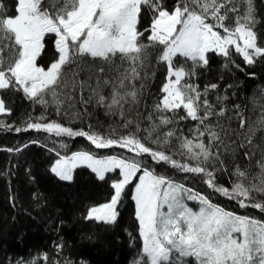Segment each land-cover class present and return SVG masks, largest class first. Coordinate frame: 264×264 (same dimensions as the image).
I'll return each mask as SVG.
<instances>
[{
	"label": "snow or ice",
	"instance_id": "obj_1",
	"mask_svg": "<svg viewBox=\"0 0 264 264\" xmlns=\"http://www.w3.org/2000/svg\"><path fill=\"white\" fill-rule=\"evenodd\" d=\"M145 17L149 24L141 30ZM259 23L255 0H175L172 5L167 0H15L12 14L0 0V91L20 93L42 109L39 116L27 114L23 126L0 119V129L82 137L96 149L127 153L62 156L55 147L39 145L54 152L50 172L62 181L71 182L79 165L101 181L119 172L109 200L88 207L82 216L86 222L115 225L125 189L137 181L133 199L142 249L131 264H182L186 257L196 264H264V220L226 211L143 163L146 156L196 175L240 208L264 213V105L253 119L246 105L228 103L233 84L221 90L220 83H209L201 89L195 82L197 70L209 66L210 54L224 58L223 68L233 65L241 71L233 53L246 66L264 61ZM49 36L55 58L45 67L38 61ZM161 67L164 80L149 104L147 86ZM49 108L88 130L48 119ZM97 108L126 134L115 135L112 125L104 133L94 131L89 121ZM11 114L6 95L0 96V116ZM183 122L195 123L185 128ZM33 144L39 141L0 151L20 153ZM238 158L248 165L242 168ZM220 176H227L228 186L218 183ZM32 198L41 196L33 192ZM184 199L198 201L199 211ZM10 201L15 206V198ZM53 248L58 258L43 252L9 264H74L63 255L62 240Z\"/></svg>",
	"mask_w": 264,
	"mask_h": 264
},
{
	"label": "trees",
	"instance_id": "obj_2",
	"mask_svg": "<svg viewBox=\"0 0 264 264\" xmlns=\"http://www.w3.org/2000/svg\"><path fill=\"white\" fill-rule=\"evenodd\" d=\"M9 14L14 10L15 0H5ZM169 5L175 0H167ZM258 29V43L264 40V0H255ZM149 24L145 17L140 25L143 30ZM54 37H46L45 50L39 58V63L47 67L55 58ZM240 69L229 65L223 68L224 58L210 54L207 69H198L196 83L203 89L205 84L220 83L221 90L227 84L235 87L228 90L229 104L239 103L247 106V112L256 119L259 106L264 105V61H258L254 66H246L241 57L233 53L232 57ZM177 60L183 62L182 57ZM190 66V62H189ZM249 73H255L254 76ZM223 76V80L220 77ZM164 80V69L161 67L153 80L148 83L145 101L151 103L159 95V88ZM107 93V90H105ZM235 92V96L232 93ZM6 103L12 108L10 116H0V119L14 126H23L27 114L39 116L42 109L32 105L20 93H7ZM209 99L214 101V95ZM92 112V108H89ZM48 119L57 120L65 126L74 129L86 126L79 121L61 119L48 110ZM118 119V118H115ZM94 131L104 133L109 125L116 127L114 118L106 116L103 109L97 108L89 121ZM195 122H183L187 128ZM143 127V125H142ZM126 134L123 129L116 127L115 135ZM30 140L39 141L20 153L0 151V264H9L17 259H30L39 253L47 252L51 258L56 257L53 242L62 240L64 243L63 255L80 264H131V261L142 249V238L135 218V201L133 199V181L125 189L122 202L118 205L119 217L115 225L106 226L86 222L82 219L88 207L107 202L112 194L110 184L119 178V172L107 173L105 180L97 178L90 168L80 165L74 169L71 182L62 181L50 168L57 158L54 152L47 148L55 147L60 154H69L78 150L93 151L92 146L85 138H57L49 134L36 131L15 133L0 129V149L15 148ZM47 145V148L39 146ZM61 144L65 145L61 147ZM102 150V149H97ZM119 155H127L123 150L114 148ZM179 159V156L176 157ZM239 160V158H238ZM144 166L154 173L193 187L208 194L209 188L200 178L193 174L182 173L175 168L164 164H155L148 157H143ZM241 167L248 165L247 161L239 160ZM218 183L228 186L227 176L218 177ZM33 192L40 194L41 199L34 201ZM211 198L238 212L264 220V213L258 209L240 208L238 203L228 198L220 200L210 194ZM15 198V206L10 201ZM39 203V206L37 204ZM40 264H43L41 261Z\"/></svg>",
	"mask_w": 264,
	"mask_h": 264
},
{
	"label": "rangeland",
	"instance_id": "obj_3",
	"mask_svg": "<svg viewBox=\"0 0 264 264\" xmlns=\"http://www.w3.org/2000/svg\"><path fill=\"white\" fill-rule=\"evenodd\" d=\"M0 96H1V93H0ZM78 151H85V150H78ZM77 152V151H75ZM89 152L90 154L94 155L95 157L97 158H102V157H107V156H112V155H116V156H124V155H119L118 153H116L114 151V148H110V149H102V150H93V151H87ZM73 153V152H72ZM72 153H69V154H60L62 156H70ZM125 153V152H124ZM127 154V153H125ZM80 166V165H79ZM146 167V166H145ZM151 170V169H150ZM152 171V170H151ZM74 172V170H73ZM156 174V173H155ZM139 175V174H138ZM158 175V174H157ZM170 179V178H169ZM172 181H174L176 184H182L184 185L186 188H189V189H192L194 192L196 193H200L202 195H205L208 197V199L215 205L223 208L224 210L226 211H229V212H233L235 213L236 215H240V216H250V215H247L245 213H242V212H238V211H235L233 209H230L228 206H225L223 204H221L220 202H217L216 200L212 199L210 196V194H212L214 197H217L219 200L220 198L222 199H225V197L217 194V193H214L212 192L210 189L208 191V194L206 192H202V191H198L197 189H194L193 187H190V186H187L183 183H181L180 181H177V180H174V179H171ZM135 195V191L133 192V196ZM184 204H186L189 208H191L193 211H199V208L201 207V205L199 204L198 201H195V200H187V199H184L182 201ZM95 206V205H94ZM250 217H253V216H250ZM255 219H259L257 217H253ZM259 220H262V219H259ZM182 264H196V261L193 257H186V258H183V262Z\"/></svg>",
	"mask_w": 264,
	"mask_h": 264
}]
</instances>
